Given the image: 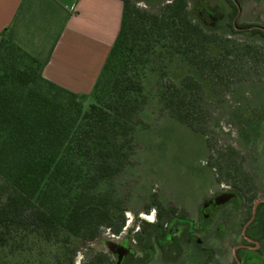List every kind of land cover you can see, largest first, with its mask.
Masks as SVG:
<instances>
[{
    "label": "trees",
    "instance_id": "1",
    "mask_svg": "<svg viewBox=\"0 0 264 264\" xmlns=\"http://www.w3.org/2000/svg\"><path fill=\"white\" fill-rule=\"evenodd\" d=\"M120 1V29L86 107L79 94L43 78L38 58L25 50L19 56L9 40L0 41V264H73L76 242L93 241L101 230L123 231L127 195L118 180L135 154L150 76L158 74L156 94L168 115L194 128L188 97L198 95L201 81L187 76L177 85L169 67L178 61L203 78L212 72L221 39L209 26L213 10L207 0H158L156 11ZM224 1L231 35L240 26L233 23L238 9L236 1ZM220 47L223 57L231 54ZM255 115L264 119V108ZM151 209L155 221L139 226L135 249L122 261L118 254L117 264H147L154 246L167 258L177 245L176 227L190 226L185 211L164 206L157 194L146 204ZM47 253L52 261L44 260ZM105 261L99 254L91 264Z\"/></svg>",
    "mask_w": 264,
    "mask_h": 264
},
{
    "label": "rangeland",
    "instance_id": "2",
    "mask_svg": "<svg viewBox=\"0 0 264 264\" xmlns=\"http://www.w3.org/2000/svg\"><path fill=\"white\" fill-rule=\"evenodd\" d=\"M157 1L133 0L138 8L154 11ZM236 2L238 24L253 27L240 29L242 27L238 26L234 34L227 35L230 32L225 25L229 7L224 0H207L214 18L210 29H216L212 34L221 36L211 73L207 70L205 77H200L194 66L178 61L169 67L170 77L177 85L187 76L201 81L198 95L188 97V116L194 128L177 122L163 109L156 94L157 72L147 80V104L139 117L142 123L136 132L135 154L130 167L118 180L122 194L127 195L123 228L127 231L112 235L108 230H101L93 241L76 242L73 264L94 263L99 254L106 256L105 264H113L114 256L109 248L126 239L131 244L137 227L150 222L146 217L153 209L145 211V208L152 194H157L164 206L186 211L195 222L196 235L204 247L212 249L215 248L213 232L200 227L198 207L205 196L209 198L215 192L217 183L233 179L236 174L245 182L243 194L264 195V120L255 115L264 108V37L253 32L259 27L264 30V0ZM30 13V35L44 38L37 42L41 54H46L45 47L58 35L64 19L61 15H65L66 10L60 9L54 1L43 0ZM5 38L19 49V56L24 52L15 34L10 32ZM226 38H230L229 43ZM225 44L231 49L227 57L221 55L223 49L219 48ZM34 52L39 55L38 50ZM88 94L78 95L85 107L91 102ZM234 166L237 173L233 174ZM197 254L192 244H183L178 261L168 263L155 246V255L149 264L208 263V256L199 253L200 258ZM136 255L140 256L141 252L136 251ZM53 259V253H47L44 258L45 261ZM212 260L209 264L214 263Z\"/></svg>",
    "mask_w": 264,
    "mask_h": 264
},
{
    "label": "crops",
    "instance_id": "3",
    "mask_svg": "<svg viewBox=\"0 0 264 264\" xmlns=\"http://www.w3.org/2000/svg\"><path fill=\"white\" fill-rule=\"evenodd\" d=\"M42 1L0 0V41L10 32L15 34L22 48L42 63L44 79L85 95L118 35L123 4L120 0H49L66 13L61 15L64 19L55 40L45 47L46 54H41L37 41L44 38L32 37L28 27L32 23L30 12Z\"/></svg>",
    "mask_w": 264,
    "mask_h": 264
},
{
    "label": "flooded vegetation",
    "instance_id": "4",
    "mask_svg": "<svg viewBox=\"0 0 264 264\" xmlns=\"http://www.w3.org/2000/svg\"><path fill=\"white\" fill-rule=\"evenodd\" d=\"M236 5L239 12L237 2ZM237 15L233 20L234 25L238 24ZM240 27L242 26L240 25ZM237 28L235 27V30ZM258 29L264 32L261 27ZM236 169L237 166H234L233 174L237 173ZM234 175L233 179L217 183L215 192L211 193L209 198L205 196L198 207L200 227L203 231L213 232L215 248L204 247L201 239L196 235L198 229L195 222L186 213L190 226L179 225L176 227V231L172 233L171 236L173 240L174 238L177 240V245H171L168 257H163L168 263L178 261L182 255L183 244H192L200 258L202 256L199 253L209 257L208 263L203 264H209L212 259H214L212 264H228L227 260L231 262L229 264H264V195L249 197L250 195L243 194L242 187H244L245 182L241 177ZM240 179L241 182H239ZM180 227H182L181 230ZM185 228H189L190 233L185 232ZM126 231L125 228L120 234H125ZM139 231L140 227L138 226L134 233ZM131 241L132 245L126 239L124 242L109 248V252L114 256L113 264H117L118 254L122 255V261L124 255L135 249L137 243L133 239Z\"/></svg>",
    "mask_w": 264,
    "mask_h": 264
},
{
    "label": "clouds",
    "instance_id": "5",
    "mask_svg": "<svg viewBox=\"0 0 264 264\" xmlns=\"http://www.w3.org/2000/svg\"><path fill=\"white\" fill-rule=\"evenodd\" d=\"M156 216V210L153 209L152 214L148 217H146L150 222H154Z\"/></svg>",
    "mask_w": 264,
    "mask_h": 264
}]
</instances>
